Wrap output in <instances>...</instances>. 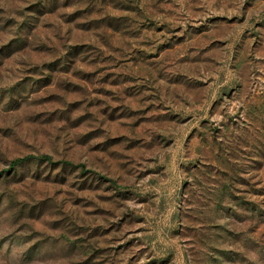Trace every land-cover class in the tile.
I'll list each match as a JSON object with an SVG mask.
<instances>
[{
    "label": "rangeland",
    "instance_id": "obj_1",
    "mask_svg": "<svg viewBox=\"0 0 264 264\" xmlns=\"http://www.w3.org/2000/svg\"><path fill=\"white\" fill-rule=\"evenodd\" d=\"M0 264H264V0H0Z\"/></svg>",
    "mask_w": 264,
    "mask_h": 264
},
{
    "label": "trees",
    "instance_id": "obj_2",
    "mask_svg": "<svg viewBox=\"0 0 264 264\" xmlns=\"http://www.w3.org/2000/svg\"><path fill=\"white\" fill-rule=\"evenodd\" d=\"M111 17H114L115 19H119L120 18V15H115V16H112L110 13H108ZM114 31L115 30H117V29H113ZM31 158H37V159H47V160H50L51 159V157L50 156H48V155H45V156H35V155H29V156H24V157H18V158H16V159H14L13 161H12V167L13 166H20L21 164H23V163H25L27 160H29V159H31ZM194 167H196V164H194V166L192 167L193 168V174H194V181H196V180H198L197 179V177H196V175H198L199 173L198 172H196V168H194ZM199 169V168H198ZM194 184H195V182H194ZM202 194L203 193H200L198 196L201 198L202 197ZM190 198H191V196H190ZM185 218H187L188 219V221L189 220H192V219H190L191 218V216L190 215H186V216H184ZM189 225V224H188ZM202 226H204V228H207V226H205V225H203L202 224ZM201 226V227H202ZM200 227V228H201ZM208 229H209V227L207 228V229H205V230H202V231H199L198 233V237H200L201 238V240L199 241V242H202V243H204V242H206V236H207V233H208Z\"/></svg>",
    "mask_w": 264,
    "mask_h": 264
}]
</instances>
